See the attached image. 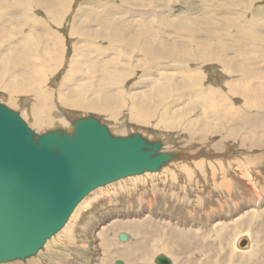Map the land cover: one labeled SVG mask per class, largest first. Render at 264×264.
<instances>
[{"label": "rangeland", "instance_id": "374dc122", "mask_svg": "<svg viewBox=\"0 0 264 264\" xmlns=\"http://www.w3.org/2000/svg\"><path fill=\"white\" fill-rule=\"evenodd\" d=\"M49 1L51 14L45 10L49 2L42 7H38L39 4L37 5V3L36 6L29 7V16L26 20L30 24L38 23V28L32 33L31 38L26 41L29 45L28 56L30 62L28 67H39L38 73L34 77L40 79V86L51 89L52 93H57L59 88H62L63 92L71 91L69 90L70 88L76 87L77 76L84 74V71L87 74L85 73L82 78L85 76L89 77L91 72H89L88 67L92 60L103 70L98 88H103L106 94H110L114 91V87L117 86L116 89L120 88V90H125L127 93H132L130 100L139 97L138 94L133 92L142 91L143 95L148 96L156 89L157 84L165 86L168 83L187 80L182 73L184 70L197 69L200 71L201 66L197 68V66L194 67L190 64H185V66L176 67L175 69H165L163 67L166 65L161 60L154 61L142 56L135 47L130 46L132 42L131 36L135 33V30L142 29L138 27V24L148 30H157L159 37L161 35L160 38H164V40L169 37L175 53L189 56L191 62L202 60L206 53L213 58H222L225 53L222 47L224 49L227 48L226 55L228 57L231 56L233 50L248 48L253 65L259 66V69L264 71V0H168V3L162 0ZM21 4L17 2L13 4L3 16L0 13V28H7L6 25H10L7 29L16 37L14 40H10L9 44L13 45V48H8V53L10 54L16 53L19 40L18 33L22 30L17 23L25 19L20 12ZM13 8L17 10L10 13V9ZM24 9H27V7L24 6ZM83 25L88 28L84 27L80 31ZM165 25L169 26L164 27ZM116 28H118L117 32ZM101 31L106 35H100ZM107 35L111 37L110 42L106 40ZM152 36L154 37V35ZM57 38L58 44L56 47L61 59L60 63L54 64V60L43 49V45L48 44V40ZM205 43L209 44V49H205ZM86 50L90 55L86 57L89 59L84 64L80 62L82 60L81 53ZM45 55L50 58L44 59ZM211 61L212 64L215 63L214 59H211ZM79 63L84 66L80 68L81 74L76 72ZM151 64H160V66H158L156 71H154L155 69H147V66ZM213 71L222 74V70L216 69ZM0 79L6 80L7 78L6 76H1ZM96 80L97 78L94 77L91 81L94 82ZM62 81L64 82L63 86L61 85ZM83 82L80 81L79 84ZM124 87L126 89H123ZM52 95L54 98L58 97L56 94ZM86 97H90V95L88 94ZM6 98L7 96L3 94L0 87V103L20 114L19 110L22 106L18 104V108H12L6 102ZM182 102L188 106H197L202 105V98L194 90H188ZM67 109L72 111V120L75 117L94 116L99 122L105 124L108 129L110 123L115 125L116 120L124 121L122 131H115V134L112 135L114 137H128L134 135L135 132H141L139 129H134V126H130L128 115L125 112H122L121 116L114 120L103 118L92 111L82 112L77 109ZM213 110L215 111L216 107ZM58 111L56 110L58 114H61V111ZM60 116H64L63 111ZM20 117L22 118L21 114ZM22 119L33 129L29 124L27 115ZM185 120L174 122L167 117H162L160 121L156 118L151 119L148 124L159 130L162 128V122L169 126H175L182 125ZM52 129L53 127H48L38 133ZM33 130L37 132L36 129ZM150 132H145L143 136L147 137L146 139L148 140L156 138V140L164 141L165 152H175L180 146L182 148L181 153L190 155V162H184L187 164L185 167L188 170L183 171L180 173L181 175H178V178L173 179L175 170L166 163L160 170L153 172L158 174L163 167L167 166L165 169L170 173V177L166 183H160L158 180L147 177L143 181L144 185H142V188H131V191L129 190L128 192L129 194L124 191L126 188L123 187L119 188L120 192L115 197L110 193L111 197L109 194H104L103 196L101 194L102 197L98 198L93 204L88 205L84 210H80L81 213L74 215L70 224L74 223L68 231L63 230L62 234L60 231L52 236L51 240L49 239L43 245L45 247L40 249L35 256L29 257L25 261L13 260L0 264H98L97 258L103 256L96 254L99 252L97 249L93 250L94 245L89 246V237L92 234L91 226L93 223L98 222L103 215L106 217L104 213L108 209H112L116 215H119V218L124 223L133 215H140L143 202L140 203V200H138L139 194L144 196L146 200L154 201L159 210L155 211L156 214L154 215H160L161 212L168 216L171 215L173 220L170 223H173V225L169 223L168 225L176 228L171 234H169L170 231L160 233L151 241L146 239L148 232L153 228L151 224L134 228L132 231L136 235L133 233L129 234H131L132 241L139 242V251H145L146 247L156 245L151 252L152 255L164 252L169 247L166 244V240L175 239V244H178L182 237L181 232H189L187 236L190 244L188 245L187 253L198 264H249L244 259L234 257V255L240 256V254H233L231 258H229V254L224 259L226 257L224 253L229 250L233 237L246 229H250L251 233L252 230L254 231L253 239L257 248L264 249V220L255 211H250L247 215L253 214L249 217L250 220L244 219L245 227L234 228L233 230L223 228L230 226L227 221L228 216L242 215L244 210L252 205V201L254 205L261 204L264 208V158L253 155L254 164H258L259 173L251 171L249 173L251 182H249L240 178V171L234 165L233 160L222 159V164L214 171L209 168L204 169L203 159L196 156L204 153L205 146L201 143L187 144L190 138L187 128L182 135L176 129L170 135L163 134L161 131L154 132L153 130L154 133ZM155 134H159L157 135L158 137H155ZM171 136L173 137L170 138ZM185 139L186 141L184 142ZM225 143L224 139L216 137L209 141L208 147L209 150L213 149L215 152L220 153L244 150V148H235L231 144L225 145ZM234 143L238 144L237 142ZM254 153H257V150ZM259 153L263 154L264 151ZM230 161L231 164L228 167L226 163H230ZM259 163L262 164L261 167ZM195 165L197 168H195ZM230 168H233V174L231 175L228 173ZM261 169L263 170L261 171ZM145 174H150V172ZM141 175L129 177L134 178ZM182 176H185L186 180L181 179ZM235 183L238 186H235ZM105 186L94 190H101ZM149 187L151 188L148 189ZM243 191L245 192L243 193ZM255 194L256 196L257 194L259 195L258 199ZM219 215L222 218L226 217L220 221L225 223L215 227V233L207 232L217 222L215 220ZM174 217L178 218L180 225L175 223ZM134 218L138 223L143 218V215L134 216ZM147 218L145 217L142 221ZM257 218L260 221L262 220L259 225L255 224L260 222ZM153 219L157 221L155 218ZM112 222L108 223L111 224ZM185 222H187V225ZM217 230L224 232L225 236H228L226 240L222 241L224 243L223 246L221 241L215 238ZM227 230L228 232H226ZM58 234L61 235L59 236ZM116 235L117 230H111L106 233V239L101 240L102 243L108 241L110 251H124V249L134 247L133 242L122 246L126 242H119ZM249 238L251 237L243 235L237 245V251L244 252V256L254 254L252 251L253 244ZM207 245L211 246L208 247ZM103 246L105 250L108 248L104 244ZM200 246L205 248L203 251L198 252L197 248ZM110 251L108 252L109 254H105L106 258L100 264H114L115 261L120 259V256L116 259V254H110ZM258 259L263 260L260 264H264L262 254H260L259 258H255L254 262L249 261L252 262L251 264H255ZM151 262L150 259L149 263L151 264ZM136 264L142 263L138 262Z\"/></svg>", "mask_w": 264, "mask_h": 264}, {"label": "bare ground", "instance_id": "6f19581e", "mask_svg": "<svg viewBox=\"0 0 264 264\" xmlns=\"http://www.w3.org/2000/svg\"><path fill=\"white\" fill-rule=\"evenodd\" d=\"M162 1L168 3V0ZM16 2L18 4L22 3L20 12L25 19L17 23V25L22 28V32L20 31L18 33L19 40L15 54L8 53V48H13V45L9 44L10 40H14L16 38L11 34L9 29H7L10 25H6L7 28H0V77L6 76L7 78L6 80L0 79V87L3 94L7 96L6 102L10 107L18 108V104L22 106L19 110L22 118L27 115L29 124L33 129H36L37 133L48 127H53V129L56 127H61L62 129L70 131L72 129L71 124L73 121L71 117L72 111L67 108L77 109L82 112L92 111L99 114L103 118L114 120L118 119L122 112H125V114L128 115L130 126H134V129H139L141 131L140 133L135 132V134H139V137L145 139L147 142L159 141L163 148L161 152L164 151L165 142L160 141L159 139L156 140V138L154 140H148L146 139L147 137L145 138V136H143L145 132H153L154 130V132L161 131L163 134L170 135L174 129H176V131L182 135L184 130L187 128L190 135L187 144L190 145L201 143L205 146L203 151L204 153H200L198 156H196L203 159L204 169L209 168L210 170L214 171L222 164V159H226L233 160L234 165L238 167V170L240 171V178L248 180L249 182H251L249 177V173L251 171L259 173L257 167L258 164H254L255 159L253 155H258V157L264 158V153H259L260 151H264V71H261L259 66L253 65L248 48H238L237 50H233L231 56L228 57L226 55L227 48L224 49L222 47V50L225 51L222 58H213L211 55L206 53L202 60H195L194 62H191L189 56L178 55L175 53V50L170 43L169 37L167 40H164V38H160L161 35L159 37L157 30H148L143 28L141 24H138V27H141L142 29L135 30V33L131 36L132 42L130 46L135 47L137 52H139L142 56L154 61L161 60L166 65L163 67L165 69H175L176 67H183L185 64H190L194 67L197 66V68H200L201 66L200 71L197 69L184 70L182 73L187 78V80L168 83L165 86L157 84L156 89L148 96L143 95L142 91L133 92L134 94H138L139 97L130 100V95L132 93H127L125 90H120V88L116 89L117 86L114 87V91L110 94H106L103 88H98L99 83L101 82L103 70L95 63L94 60H92L88 67L89 72H91L89 77L85 76L82 78V76L85 73L87 74V72L84 71V74H81L82 71L80 72V68L83 65L79 63L76 68V72H80L81 75L77 76L76 78V87L70 88L69 90L71 91L69 92H63L62 88H59L57 89V93H52L51 89L40 86V79L34 77V75L38 73L39 67H28L30 58L28 56L29 45L26 41L31 38L32 33L38 28V23L30 24L26 20V18L29 16V7L36 6V3L37 5L39 4L38 7H42L49 2L48 6L45 7V10L47 13L51 14L50 1L0 0V13L2 16L6 13L7 9H9ZM24 6L27 7V9H24ZM16 10L17 9L13 8L10 9L9 12L12 13ZM85 26L86 25H83V28H81L80 31L83 30ZM168 26L169 25H165L164 27ZM117 31L118 28H116V32ZM104 34L105 33L103 31L100 32V35ZM152 35H154V37ZM106 40L107 42H110L111 37L108 36ZM57 44L58 38L50 39L48 40V44L43 45V49L48 52V54H50L51 59L54 60V64L60 63L59 61L61 59V55L59 54V51L56 47ZM204 47L205 49H209V44L205 43ZM81 55L82 60L80 62L85 64L89 59L86 57H89L90 54L86 50L83 51ZM50 57L45 55L44 59H48ZM211 59H214V64H212ZM160 64H151L147 66V69H155L154 71H156ZM216 69L222 70V74L218 72L215 73L213 70ZM94 77H96L97 80L92 82L91 80ZM80 81L84 82L79 84ZM63 84L64 82L62 81L61 85L63 86ZM123 89L126 88L124 87ZM188 90H194L197 94L201 95L202 105L188 106L186 103L182 102V99ZM52 94H56L58 97L54 98ZM88 94L90 97H86ZM58 106L60 107L57 108ZM215 107L216 110L214 111L213 109ZM56 110L61 111V114L63 111L64 116H60L61 114H58ZM162 117H167L174 122H179L183 119L186 120L182 125L175 126H169L162 122V128L159 130H156V128L148 124L149 120L156 118L158 121H160ZM123 126L124 121L121 120H116L115 125L110 123V134L113 135L115 134V131H122ZM157 135L159 134H155L154 136L158 137ZM172 137L173 136L170 138ZM216 137H221L224 139L226 141L225 145L231 144L235 148L241 147L244 148V150L227 153L215 152L213 149L209 150V141ZM185 141L186 139L184 142ZM234 142H237L238 144ZM256 150L257 153H254ZM181 151L182 148L180 146L175 152L167 153L164 151V153L167 155L166 157L168 158L167 165H170L175 170L173 179L178 178V175H181L180 173L188 170L185 167L187 164L184 162H190V155L181 153ZM226 164L228 167H230L231 161L230 163ZM259 165L261 167L262 164L259 163ZM166 167L167 166L163 167L158 174L153 173L158 171L155 170L147 171L150 172V174H145L147 173L145 172L141 176L134 178L128 177V179H126L127 177H125L124 180L123 178L118 179L106 184V186L101 188V190L97 189L94 190V192L89 193V195H86L76 206L70 215L68 222L64 228L61 229V234L63 230L68 231V229L72 227L74 222L72 225L70 223L73 221L72 219L74 215L81 213L80 210H84L88 205L93 204L104 194L110 193L115 197L120 192L119 188H126L124 190L126 193H128L129 190L131 191V188L134 187L136 189L142 188V185H144L143 181L147 177L158 180L160 183H166L170 177V173L165 169ZM195 168H197L196 165ZM262 170L263 169H261V171ZM232 171L233 168H230L228 173L231 175L233 174ZM181 179L186 180L185 176H182ZM230 181L232 183L231 178ZM234 185L238 186L236 183ZM150 188L151 187L148 189ZM244 192L245 191H243V193ZM110 194L109 196L111 197ZM258 196L259 195L257 194V199L259 198ZM138 200H140V203L143 202L141 205L142 209L140 215H133L126 223H124V221L119 218L120 216L116 215L112 209H108L107 212L104 213L106 214V217L103 215V217L98 222L93 223L91 226L92 234L89 237V246L94 245L93 250L97 249L99 252L96 254L103 256L99 258L96 257L98 259V264H100L102 260L106 258L105 254H109L108 252L111 250H109L108 241L106 243L101 242L102 239H106V233L111 230H117V240L119 233L125 234L126 240L123 242H126V244H122V246L127 245L130 242H133L134 244V247L124 249V251H116L115 249V252H112L113 250L110 251V254H116V259H118V256H120L118 261H120L122 264H136L138 262H141L142 264H150V259L152 261L151 264H156L154 259L158 255L165 256L170 260V264H198V262L196 260H192L187 253L189 249L188 245L190 244V240L187 236L189 232H181L182 237L178 244H175V239L166 240V244L169 247L166 249V251L159 252L156 255L151 254L156 245L146 247L145 251L138 250L139 242H135V240L132 241L131 234H129L133 233L132 230L134 228H137L140 225L147 226L151 224L153 228L146 236L148 241L154 240L155 237L160 233L170 231L169 234H171L172 231L176 230V228L168 225V223L173 225V223H170V221L173 220L171 215L168 216L162 212H159L160 215H154L156 214L155 211H159L154 201L146 200L141 194L138 195ZM252 202V205L246 208L242 215H233L231 217L228 216L227 221L230 226H226V228L223 229L233 230L234 228L245 227L244 219L250 220L249 217L252 216L251 214H253L251 213L250 215H247L250 211H255L260 216V218L264 220V208L261 204L254 205ZM220 214L222 213L220 212ZM142 215L143 218L137 223L134 216L137 217ZM145 217L149 218H147L145 221H142L145 219ZM153 218H155L157 221H155ZM224 218L226 217L222 218L221 215L217 216L215 220L217 222H215V224H213L211 229H209L207 232L215 233V227L225 223L220 222ZM175 220V223L180 225L177 217ZM107 221L113 222L109 224ZM261 221L255 224L259 225ZM187 222H185V224ZM226 232H228V230ZM133 234L136 235L135 233ZM253 234V230L251 233L250 229H246L235 235L231 241L229 250L227 252L225 251L224 253L226 255L224 259H226L229 254V258H231L233 254H240V256L234 255V257L238 259H244L246 263L251 264L254 262L255 258H259L260 254H262L264 257V249L257 248L256 242L253 239ZM215 235V238H218L221 241V245L223 246L224 243L222 241L226 240L228 236H225L224 232L220 230H217ZM243 235H248L251 237L249 239L253 244V255L244 256V252L237 251L239 239ZM103 244L108 246L106 250L103 248ZM207 246L210 247L211 245ZM204 248L205 247L201 248L200 246L197 248V251H203ZM262 261L263 260L258 259L257 263L255 264H260Z\"/></svg>", "mask_w": 264, "mask_h": 264}, {"label": "water", "instance_id": "95a60500", "mask_svg": "<svg viewBox=\"0 0 264 264\" xmlns=\"http://www.w3.org/2000/svg\"><path fill=\"white\" fill-rule=\"evenodd\" d=\"M71 125L39 134L0 103V263L35 256L94 189L167 163L159 141L114 137L94 116Z\"/></svg>", "mask_w": 264, "mask_h": 264}]
</instances>
